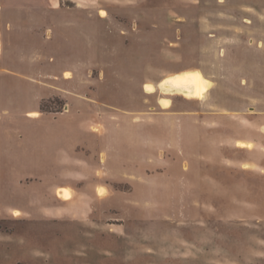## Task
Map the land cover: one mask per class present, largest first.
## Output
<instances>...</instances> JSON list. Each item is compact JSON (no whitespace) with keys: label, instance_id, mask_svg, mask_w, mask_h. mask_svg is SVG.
<instances>
[{"label":"rangeland","instance_id":"rangeland-1","mask_svg":"<svg viewBox=\"0 0 264 264\" xmlns=\"http://www.w3.org/2000/svg\"><path fill=\"white\" fill-rule=\"evenodd\" d=\"M4 3L0 264H264V0Z\"/></svg>","mask_w":264,"mask_h":264},{"label":"crops","instance_id":"crops-1","mask_svg":"<svg viewBox=\"0 0 264 264\" xmlns=\"http://www.w3.org/2000/svg\"><path fill=\"white\" fill-rule=\"evenodd\" d=\"M11 9H13V7H11L10 4L4 3L2 10H0V13H2V18H0V35H2L3 54L6 51V46L8 43L7 42L8 32H14L16 34V36L18 35L19 42H20V43L19 42L18 43L23 45L24 42H23L22 34L20 32L21 29L26 28L27 32L33 31V32L39 33V32H42V29L44 27L42 14H43V11H45V8H43V6H41V7L35 6V7L31 8L30 10L25 9L23 7H18V8H16L17 17L6 16L7 14H5V13L10 12ZM46 11L53 13L52 11H55V10L47 8ZM23 13H27L26 19H24V17L21 16V15H23ZM24 46H29L30 48H32L31 53L34 54L35 56L43 54L42 49H38L33 44L31 45V42H29L27 39H26V43L24 44ZM2 59L3 58H1V56H0V70L2 68H6V67H3ZM5 66H7V65H5ZM5 70H8V67ZM9 70H11V69H9ZM30 77H33V76L26 75V78H30ZM83 129H85V127ZM85 131L86 130H84V132ZM88 134H91V133L88 132ZM59 189H63L64 191L67 190L65 187H60ZM89 192H91V191H89V190L87 191L85 187H82L81 193L78 194V196L76 198L79 199L82 194H89L90 195ZM101 194H104V192H102ZM58 197H60V196H58ZM60 198L64 199V198H68V196L66 194V197L62 196Z\"/></svg>","mask_w":264,"mask_h":264},{"label":"bare ground","instance_id":"bare-ground-1","mask_svg":"<svg viewBox=\"0 0 264 264\" xmlns=\"http://www.w3.org/2000/svg\"><path fill=\"white\" fill-rule=\"evenodd\" d=\"M199 83V80L192 81L184 76L176 75V76H167L162 79V81L159 84V87L166 93L169 92H185V91H191L196 88V84ZM163 103H166V99L162 100ZM31 113V112H30ZM31 116L38 117L39 112H32ZM104 191L103 187L100 189V194ZM65 191L63 189H59L58 195H64ZM15 215L19 214V211L17 209L13 212Z\"/></svg>","mask_w":264,"mask_h":264}]
</instances>
